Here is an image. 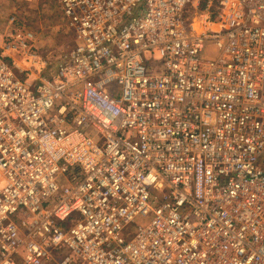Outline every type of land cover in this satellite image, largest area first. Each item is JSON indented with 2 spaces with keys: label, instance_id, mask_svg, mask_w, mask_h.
Here are the masks:
<instances>
[{
  "label": "built area",
  "instance_id": "2783aa9c",
  "mask_svg": "<svg viewBox=\"0 0 264 264\" xmlns=\"http://www.w3.org/2000/svg\"><path fill=\"white\" fill-rule=\"evenodd\" d=\"M52 1L54 74L0 38V264H264V0Z\"/></svg>",
  "mask_w": 264,
  "mask_h": 264
},
{
  "label": "rangeland",
  "instance_id": "374dc122",
  "mask_svg": "<svg viewBox=\"0 0 264 264\" xmlns=\"http://www.w3.org/2000/svg\"><path fill=\"white\" fill-rule=\"evenodd\" d=\"M189 10L195 13L190 7ZM12 17L18 20L19 26L34 33L37 48L48 62V73L54 74L76 45L75 31L59 6L52 0H0V38ZM191 20V16L187 15V26Z\"/></svg>",
  "mask_w": 264,
  "mask_h": 264
}]
</instances>
